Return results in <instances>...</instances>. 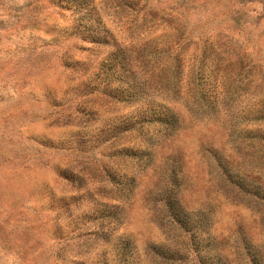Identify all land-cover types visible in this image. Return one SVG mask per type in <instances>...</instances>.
Wrapping results in <instances>:
<instances>
[{
  "label": "rangeland",
  "instance_id": "obj_1",
  "mask_svg": "<svg viewBox=\"0 0 264 264\" xmlns=\"http://www.w3.org/2000/svg\"><path fill=\"white\" fill-rule=\"evenodd\" d=\"M0 264H264V0H0Z\"/></svg>",
  "mask_w": 264,
  "mask_h": 264
}]
</instances>
